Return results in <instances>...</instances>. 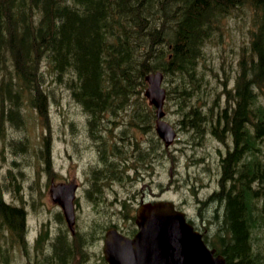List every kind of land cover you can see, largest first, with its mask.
<instances>
[{
  "label": "trees",
  "instance_id": "trees-1",
  "mask_svg": "<svg viewBox=\"0 0 264 264\" xmlns=\"http://www.w3.org/2000/svg\"><path fill=\"white\" fill-rule=\"evenodd\" d=\"M242 7L249 44L232 85L218 80L220 107L200 59L220 20ZM43 62L84 109L149 107L145 76L156 70L164 108H223V223L203 239L226 264H264V0H0V140L5 120L23 121L24 98L46 116Z\"/></svg>",
  "mask_w": 264,
  "mask_h": 264
},
{
  "label": "flooded vegetation",
  "instance_id": "flooded-vegetation-1",
  "mask_svg": "<svg viewBox=\"0 0 264 264\" xmlns=\"http://www.w3.org/2000/svg\"><path fill=\"white\" fill-rule=\"evenodd\" d=\"M79 112L80 123H64L60 131V139L68 144L78 143L81 156L79 170L72 178L69 170L61 174L66 180L63 183L76 185L71 201L72 226L67 223L64 208L53 197L52 178L48 177L47 195L55 203L52 220L56 226L49 225L43 233L39 229L37 235L29 234L26 211L18 204V197L10 189L0 188L1 262L6 260L8 247H15L21 254L30 245H41L46 232L45 264H109L102 250L105 231L114 228L127 236L133 235L131 230L137 229V207L157 200H171L177 209L185 212L186 220L194 228H220L223 223V108L172 112L176 130L173 148L185 153L193 167L187 177L190 181L182 178L177 188L188 187L194 197L195 212L190 210L193 208L190 199L173 201L165 197V145L157 132L154 109H80ZM48 138H53L51 133ZM229 140L231 149L233 141ZM211 145L215 148L209 150ZM227 149L228 145L224 154ZM208 151H213L215 156L214 162L209 160L211 167L206 163ZM65 153L71 156L66 148ZM49 169L52 170L51 163ZM209 175L213 176L204 181L202 177ZM9 192L10 199L4 195Z\"/></svg>",
  "mask_w": 264,
  "mask_h": 264
},
{
  "label": "rangeland",
  "instance_id": "rangeland-1",
  "mask_svg": "<svg viewBox=\"0 0 264 264\" xmlns=\"http://www.w3.org/2000/svg\"><path fill=\"white\" fill-rule=\"evenodd\" d=\"M251 16V10L248 8L242 7L241 10H233L229 15L220 20V33L215 34L211 39L209 38L210 40L207 39L204 45L205 58L200 59V62L203 61L204 72H208L206 74L209 81L208 87L217 86L220 107L225 102V99H223V94L225 93L223 91V83L221 82H223L225 77L226 80L233 81L242 50L248 47L246 44H249L248 30L251 28ZM245 45L246 47H244ZM207 66L213 67V69H208ZM42 73V84L47 94L46 102L43 103V106L45 105L46 116L42 115L39 117L36 107L31 106L28 99L24 98V104L21 105L20 109V120L22 119L23 121L13 123L14 116L11 119L6 118L7 120L4 121L2 129L4 139L0 140V186L3 189H10L18 197V204L23 206L26 211L30 235H37L39 229L43 233L49 225L51 227L56 226V221L52 220L55 203L47 195V188L50 182L49 176L45 171L47 161L52 165L53 174L51 178L54 181V185L62 181L66 182L61 174H66L68 170L72 178L81 165V156L79 148L76 145L78 143H66L60 139V131L64 123L78 125L81 120L79 116L81 112L79 110L83 108L75 100L67 84L49 69L46 62L42 63ZM163 85H165L164 81ZM231 85L228 84V86ZM177 107L176 101L173 100L170 101L167 108H164L170 120L175 119V115L172 112ZM124 108L140 110L139 106L127 108L126 105ZM15 120H17L16 117ZM170 120L168 121L171 122ZM45 121L48 123L47 125ZM68 129L72 131L70 127ZM73 131L75 133L76 129H73ZM50 133L53 137L51 140L48 138ZM226 137L228 139L231 138L229 134ZM80 141L83 140L80 138ZM173 145L176 144H170L163 151L165 197L173 201H181L184 198L190 199L193 206L190 210L193 209L195 212L194 197L192 198L190 195L188 187L184 185L181 188H177V185L182 182V178L186 179L189 176V172L192 174L193 167L190 166L187 155L178 150L175 151ZM44 148L49 157L46 158V161L42 158ZM65 148L71 156L65 153ZM211 148L214 149V145H211L209 150ZM224 148L223 143V150ZM186 152H189V150H186ZM208 152L210 153L208 154V158H206V163L211 167L209 160L214 162L215 156L213 151ZM204 172H207L206 168ZM211 176L213 175L202 178L205 181L209 177L211 178ZM191 179L193 182H197L193 177ZM187 180L190 181L188 178ZM139 185L140 183H137V186ZM4 195L9 199L11 198V192L4 193ZM215 230L213 228L202 229L204 233H208L209 235L212 233L214 235ZM45 248L46 232L41 245L38 247L30 245V248L27 250L22 249L21 254L15 247H8L5 250V254L7 255L4 259L6 260L4 262L0 261V264H28L29 262L33 264H45Z\"/></svg>",
  "mask_w": 264,
  "mask_h": 264
},
{
  "label": "water",
  "instance_id": "water-1",
  "mask_svg": "<svg viewBox=\"0 0 264 264\" xmlns=\"http://www.w3.org/2000/svg\"><path fill=\"white\" fill-rule=\"evenodd\" d=\"M144 95L161 116L165 90L161 86L162 73L146 75ZM158 131L169 143L174 136L172 127L158 121ZM59 186H57L58 188ZM66 218L70 206L62 203ZM138 230L132 237L107 232L104 254L110 264H225L221 254L208 248L201 234L186 222L184 214L176 210L170 201L146 203L138 209Z\"/></svg>",
  "mask_w": 264,
  "mask_h": 264
},
{
  "label": "bare ground",
  "instance_id": "bare-ground-1",
  "mask_svg": "<svg viewBox=\"0 0 264 264\" xmlns=\"http://www.w3.org/2000/svg\"><path fill=\"white\" fill-rule=\"evenodd\" d=\"M89 115H91L90 113H89ZM97 120V119H96ZM96 124V123H95ZM90 236V235H89Z\"/></svg>",
  "mask_w": 264,
  "mask_h": 264
}]
</instances>
